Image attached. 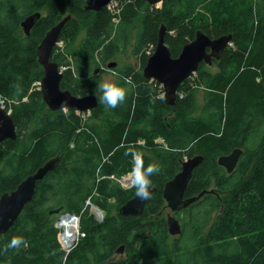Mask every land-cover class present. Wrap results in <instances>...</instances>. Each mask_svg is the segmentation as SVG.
<instances>
[{
    "label": "trees",
    "instance_id": "obj_1",
    "mask_svg": "<svg viewBox=\"0 0 264 264\" xmlns=\"http://www.w3.org/2000/svg\"><path fill=\"white\" fill-rule=\"evenodd\" d=\"M37 12L41 16L27 35L22 21ZM67 16L52 53V60L66 67L63 90L99 98L109 63L130 47L141 60L140 69L126 63L115 70V83L128 88L125 101L110 109L98 99L86 121L75 108L50 109L42 89L34 85L44 75L38 46ZM162 24L173 57L198 29L211 38L232 35L234 44L213 60L215 73L201 63L179 86L173 106L158 96L151 82L156 80L143 75ZM82 25L85 36L77 42ZM196 74L199 83L191 89L189 81ZM126 77L131 85L125 84ZM202 83L203 102L198 103ZM185 88H190L186 95ZM1 102L12 110L17 139L0 144V198L50 159L59 160L37 182L32 201L14 225L0 234V264H89V252L103 264L121 245L127 255L119 264H264V0H166L161 8L130 0L116 14L107 6L89 10L87 0H0V107ZM158 137L167 140V152L157 153ZM236 147L243 153L228 173L218 158ZM144 148L159 159L160 171L152 177L157 190L142 215L119 213L97 221L87 204L91 192L97 187L99 205L115 198L118 209L135 196V188L125 190L108 176L129 173L133 163L126 153L131 150L142 153L145 165L151 163ZM198 156L203 160L193 169L183 197L177 198L200 197L184 208L185 227L170 242L160 212L167 204L164 187L181 170L184 157ZM98 171L104 177L100 181ZM124 179L128 184L129 177ZM57 208L79 214L86 232L67 257L52 224L56 213L50 215ZM14 236H23L26 246L9 248Z\"/></svg>",
    "mask_w": 264,
    "mask_h": 264
},
{
    "label": "water",
    "instance_id": "obj_2",
    "mask_svg": "<svg viewBox=\"0 0 264 264\" xmlns=\"http://www.w3.org/2000/svg\"><path fill=\"white\" fill-rule=\"evenodd\" d=\"M111 0H87V8L92 11H99ZM150 5H156L164 0H145ZM41 13L32 14L24 21L22 26L27 35L30 34L36 21L40 18ZM70 16L65 17L57 25H55L44 37L37 49L39 63L43 66L44 75L41 80L43 98L48 107L52 110H61L75 108L81 112L91 111L98 106V98L95 94H87L77 96L69 90H63L60 86L63 78L62 69L59 64L52 60V53L58 42L60 32ZM167 27L162 24L159 30L158 43L154 53L148 58L143 69V75L147 79H154L164 86V98L167 104L175 105L179 86L192 74L196 73L204 61L211 65L214 59H220L224 50L232 44V35H223L218 38H211L202 30L198 29L195 38L186 43L177 57H173L168 45L165 43ZM209 49V50H208ZM116 62L109 63V67H115ZM6 139H17L16 127L12 116L2 108H0V144ZM243 153L241 148H235L230 154L222 155L218 158V164L224 166L229 173L233 172ZM58 157L47 161L36 172L26 177L12 192L5 193L0 198V234H5L14 225L25 206L32 201L37 182L43 179L56 166ZM203 156H198L181 161V171H179L173 180L167 182L164 187V197L166 201L168 196L177 192L181 197L186 186L192 176L193 169L202 162ZM157 190L153 187L151 196ZM177 197V195H174ZM178 198V207L174 208L173 203L169 202V206L173 210L178 211L189 206L197 198L182 201ZM149 199L141 200L136 195L126 201L120 208L119 213L123 216L142 215L145 205ZM176 203V202H174ZM181 205V206H180ZM97 214L100 210L96 205ZM62 208L50 211V214L60 213ZM70 214V213H67ZM71 215V214H70ZM167 227L171 235L181 234L182 226L180 221L172 215H168ZM125 249V245L118 248V252Z\"/></svg>",
    "mask_w": 264,
    "mask_h": 264
},
{
    "label": "rangeland",
    "instance_id": "obj_3",
    "mask_svg": "<svg viewBox=\"0 0 264 264\" xmlns=\"http://www.w3.org/2000/svg\"><path fill=\"white\" fill-rule=\"evenodd\" d=\"M166 0H164L163 2H159L158 4H156L155 6H157L158 8H161L162 6H163V3L165 2ZM175 10H179V7L177 6L176 8H175ZM116 23H117V21L116 20H114ZM79 34H78V38L76 39L77 40V42L79 41V40H81L82 39V37L83 36H85V26H81V28H80V30H79V32H78ZM58 43V42H57ZM59 46H63L64 45V43H63V41H61L60 42V44H58ZM232 46H234V44L232 43ZM131 49H132V47H130L129 49H128V51L125 53V54H123V55H121L122 57H120L119 59H118V61H116L117 62V64H116V66L115 67H109V66H107V67H105V69H103V72H102V83H104V82H106V81H112V82H115V81H117L116 80V78H117V76H113L112 75V72H116L115 70H118L120 67H122L124 64H132L134 67H136L137 69H140V63H141V60H140V58L139 59H137L135 56H133L132 54H131ZM148 61V60H147ZM147 63V62H146ZM105 65V64H104ZM206 66L207 67H209V68H205V69H208V71H211L212 73H215L216 71H217V65L216 64H212V65H207L206 64ZM145 67V66H144ZM62 70H65L66 69V67L65 66H62V67H60ZM144 69V68H143ZM192 76H193V74H192ZM191 76V77H192ZM197 77H198V75L196 74V75H194V78L193 79H191L190 81H189V85L191 86V89L192 88H196L198 85V81H197ZM151 82H153L152 84L156 87V89H157V91H158V96L159 97H164V86L161 84V83H159V82H156V81H152L151 80ZM201 82H204V81H201ZM101 83V84H102ZM34 85H36L37 87H39L40 86V88L42 89V86H41V81H36V82H34ZM186 90H187V92H186ZM189 90H190V88L188 89H186L185 88V90H183L184 91V93H185V95H186V93L188 94V92H189ZM204 90H205V86L203 85V83L202 84H200L199 85V95H200V97H199V101H198V103H200V102H203V95H204ZM190 93H191V91H190ZM1 108V107H0ZM5 109V108H4ZM6 110V109H5ZM7 112H10V115L12 114V111L10 110V109H8V110H6ZM79 113H83L84 115H82V119L84 120V121H86V120H89V117L90 118H92V114H91V112L90 111H87V112H80V111H78ZM9 114V113H8ZM161 115V114H160ZM165 115L166 116H168V115H170V114H167L166 112H165ZM197 116H199V113H198V115ZM94 121V120H93ZM257 138H258V136H257ZM254 139L255 141H254V143H256L258 140H259V138L258 139ZM145 139H143V138H140L139 139V143L140 144H142V145H144L145 144ZM3 143V142H2ZM1 143V144H2ZM157 146H158V152L157 153H159V151H161V152H167L168 150H169V144H168V142H167V140L165 139V138H163V137H158V138H156L155 139V142H154ZM71 146L72 147H74V142L73 143H71ZM252 146V145H251ZM171 149V148H170ZM143 151V153L144 154H146L147 156H149L150 158H151V163H155V164H159V159L156 157V156H154L153 154H151L149 151H148V149H143L142 150ZM107 154L108 153H106L105 152V159L106 160H108V157H107ZM157 155V154H156ZM185 159H188L187 157H184ZM131 163H133V161L131 162ZM224 167V166H223ZM225 168V167H224ZM226 169V168H225ZM227 170V169H226ZM181 171V170H180ZM229 173V172H228ZM109 178H111V179H116L119 183H120V185H121V187L123 188V189H125V190H131V189H133L132 187H130L129 186V184H127V182H123V178H125V177H129V175H128V173L127 174H125V175H122V177H115V175H109L108 176ZM104 177H103V175H101L100 174V172L98 171L97 172V181H100L101 179H103ZM125 180V179H124ZM96 181V182H97ZM212 187L211 188H214L215 187V184H214V179H213V183H212V185H211ZM93 187V186H92ZM98 198H100L99 197V191L97 190V187H95L94 189H93V191L91 192V194H90V196L88 197V199H87V204L88 205H90V209H89V211H90V214L97 220V221H99V222H102L106 217H109L110 215H117V214H119V209L118 208H116L117 207V205H115L116 204V200H115V198H110V199H107V201H101L102 202V204L101 205H104V206H102L101 207V205H99V204H97L96 203V201H97V199ZM89 201H91V203L89 204ZM86 204V205H87ZM93 205H96V207L100 210V214H97V212H96V208H93L92 206ZM173 206H174V208H177L178 207V201L176 202V203H173ZM181 206V205H180ZM165 207V206H164ZM185 208V207H184ZM173 211H175V210H173L170 206H169V204L167 205V207H165L164 209L162 208L161 210H160V212L161 213H163V215L165 216V214L166 213H168L169 215H172V216H175L176 218H178L180 221H181V224H183L184 225V227H185V224L186 223H184L185 222V215H184V210L183 211H179L178 213H174ZM67 213H70L72 216H76V217H78V221L74 218L73 220H72V223L71 224H73V225H75V229H74V232L76 231V227L78 226V224H79V233H78V235H80V237L77 235V238L79 237V239L78 240H76L77 242L75 243V246L78 244V243H80L81 241V239L83 238V237H85V235H86V232L85 231H83L82 230V226H81V219H80V215L79 214H76V213H72V212H68L67 210H65V211H62V212H60V213H58V214H50V215H52V224H53V226L57 229V240H58V242L60 243V236H61V233H62V231H63V229L61 228V227H59V225H58V222L60 221V219L62 218L61 216L63 215V214H67ZM186 213V212H185ZM213 216H214V214H213ZM166 217H167V215H166ZM69 218H71V217H69ZM69 218H64L63 220H61L62 222H64L65 220H67V219H69ZM10 230V229H9ZM2 235V234H1ZM9 235H11V234H9ZM175 237H173V235H169V237H168V241H172L173 239H174ZM3 240H5L4 238H2ZM2 242H8V241H2ZM74 246V247H75ZM60 247H61V249L64 251V253H65V255H66V257H67V255L71 252V250L72 249H74V247L68 252L67 250H64V248H63V246H62V244L60 243ZM101 248H102V242H101V239L99 238V237H97V250H101ZM126 255H127V253H126V250L124 249L123 251L121 250L119 253H117V254H115L113 257H112V261H107V262H105V263H103V264H119V263H121L122 262V260L126 257ZM88 257H90V260H89V264H97L96 263V260L94 259V257H93V252H89L88 253ZM122 259V260H121Z\"/></svg>",
    "mask_w": 264,
    "mask_h": 264
},
{
    "label": "clouds",
    "instance_id": "obj_4",
    "mask_svg": "<svg viewBox=\"0 0 264 264\" xmlns=\"http://www.w3.org/2000/svg\"><path fill=\"white\" fill-rule=\"evenodd\" d=\"M113 76H118V73L112 72ZM125 84L131 85V77L125 78ZM101 95L99 101L103 103L107 108L115 109L121 103H123L128 94V88L112 82L106 81L99 86ZM163 99V97H161ZM132 157L133 166L130 169L128 184L130 187L135 188V195L141 199L146 200L151 198V190L153 188L152 177L159 173L160 168L155 163L144 164L142 153L131 150L126 153ZM26 241L23 236L12 237L8 247L19 249L21 245L26 246Z\"/></svg>",
    "mask_w": 264,
    "mask_h": 264
},
{
    "label": "built area",
    "instance_id": "obj_5",
    "mask_svg": "<svg viewBox=\"0 0 264 264\" xmlns=\"http://www.w3.org/2000/svg\"><path fill=\"white\" fill-rule=\"evenodd\" d=\"M130 0H111L108 4H107V8L110 10V12H112V14H116V13H119L120 11H121V9H122V5H123V3H125V2H129ZM114 20H116L117 21V19L116 18H114ZM232 45V44H231ZM1 108L2 109H4L5 108V103H2L1 102ZM5 110V109H4ZM11 110V109H10ZM12 111V110H11ZM79 110H77V112H78ZM81 112V111H80ZM9 114H10V112H8ZM79 113V112H78ZM85 113V112H84ZM84 115V114H83ZM91 203V201H89V204ZM64 215H69V216H71V217H74L77 221H78V217H76V216H72V215H70V214H63L61 217H63ZM78 229H79V227H78ZM80 231V230H79ZM76 233L77 232H72L71 233V237H70V239L68 240L67 238H65V236H64V234L63 233H61V236H60V243L62 244V246H63V248H64V250H71L74 246H75V243L77 242L76 240H75V238H76ZM79 233V232H78ZM79 237H80V235H79ZM79 237H78V239H79ZM77 239V240H78ZM68 251V252H69Z\"/></svg>",
    "mask_w": 264,
    "mask_h": 264
},
{
    "label": "bare ground",
    "instance_id": "obj_6",
    "mask_svg": "<svg viewBox=\"0 0 264 264\" xmlns=\"http://www.w3.org/2000/svg\"><path fill=\"white\" fill-rule=\"evenodd\" d=\"M123 182H124V178H123ZM178 194H179V193H178ZM178 194H177V192H175V193L171 194L170 196H168L167 199H168L169 202H171V203L177 202V201H178V198H177V197H174V195H178ZM168 200H167V202H168ZM69 217H71V216H69V215H64V216L60 219V221L58 222L59 227H61V228L63 229L62 233L64 234L65 238H67L68 240H69L70 237H71V233L74 232V229H75V225L71 224V223H72V220L74 219V217H71V218H69ZM64 218H69V219H67V220H65L64 222H62L61 220H63ZM78 227H79V224H78V226L76 227V231H75V232H77V233H76V238H75V240L78 239V238H77V235H78V232H79ZM78 236H79V235H78Z\"/></svg>",
    "mask_w": 264,
    "mask_h": 264
},
{
    "label": "flooded vegetation",
    "instance_id": "obj_7",
    "mask_svg": "<svg viewBox=\"0 0 264 264\" xmlns=\"http://www.w3.org/2000/svg\"><path fill=\"white\" fill-rule=\"evenodd\" d=\"M209 50V49H208ZM201 63H203V64H207L206 62H204V61H202ZM214 62H212V64H213ZM211 64V65H212ZM208 65V64H207ZM236 148H238V147H236ZM242 149V148H241ZM243 150V149H242ZM241 158V157H240ZM239 161H240V159H239ZM238 161V162H239ZM238 164V163H237ZM167 203V202H166ZM167 205H168V203L167 204H165V207H167ZM165 207H162L163 209L165 208ZM171 207V206H170ZM172 208V207H171ZM184 210V209H183ZM180 210H178V211H173L174 213H178ZM181 211H182V209H181ZM166 215H167V217H166ZM168 213H166L165 214V220H166V222H167V218H168ZM178 219V218H177ZM179 220V219H178ZM180 221V220H179ZM167 224V223H166ZM180 224H181V221H180ZM183 224H181V226H182ZM184 228V227H183ZM170 234V233H169ZM171 235V234H170ZM113 260V259H112ZM112 260H109V261H112Z\"/></svg>",
    "mask_w": 264,
    "mask_h": 264
}]
</instances>
